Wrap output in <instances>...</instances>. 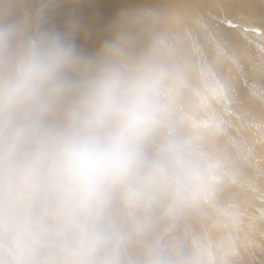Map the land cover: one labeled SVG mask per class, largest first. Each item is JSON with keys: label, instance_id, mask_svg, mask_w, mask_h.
<instances>
[{"label": "clouds", "instance_id": "clouds-1", "mask_svg": "<svg viewBox=\"0 0 264 264\" xmlns=\"http://www.w3.org/2000/svg\"><path fill=\"white\" fill-rule=\"evenodd\" d=\"M24 2L0 0V264H127L154 210L212 196L219 162L173 127L175 67L119 39L85 55Z\"/></svg>", "mask_w": 264, "mask_h": 264}, {"label": "bare ground", "instance_id": "bare-ground-1", "mask_svg": "<svg viewBox=\"0 0 264 264\" xmlns=\"http://www.w3.org/2000/svg\"><path fill=\"white\" fill-rule=\"evenodd\" d=\"M113 1H114L113 6H109L111 7V9L109 8L110 9L109 12L111 13L110 15L105 14L103 13L104 11H102L106 7L103 0H99V1L90 0V2H88L87 4H85V2L82 1L84 10L87 12L86 13L87 17L82 20H85L86 21L85 23H87L88 26H91L94 20H101V22H97V24L99 23L98 25H101V26L103 25V29L105 32L103 31L104 34H102L103 32L101 33L100 32L101 30L98 31L99 29H97L96 30L97 35H99L100 37L90 36L92 35L91 33L89 34V36H86V34H83L82 31L77 32V30H80V28L77 27V25L75 26L73 23H71L72 21L70 22L69 15H63L60 18L54 7L46 11L41 16V18L39 19L37 18L38 20L36 19V22L38 23L36 24L43 28L58 30V31H62V32L69 34L73 38L79 50L81 52L85 51L84 54L88 56H95L96 54H98V52L100 51V49L106 42L115 41L117 39L120 40L124 53H126L129 47V50L133 49L134 52L137 53V54H133V56L137 55L142 59L150 57L147 50L148 49L153 50V48L152 49L150 48L154 46V51L151 52L152 53L151 57L160 59L169 65L170 63H172L173 67H175L178 70V73L181 79L184 81L183 85L180 87L178 92L175 93L174 95V105L178 107L177 112L173 110L174 112H176L177 117L172 115V124L176 126L175 131H177L181 135L191 136V137L196 138L197 142L202 147V149L207 154H209L210 156H212L214 159H216L219 162L220 175H223V174L229 175L231 173L233 177L231 183L228 179L225 181L224 180L225 178L223 175V179H221L223 180L221 182L222 184L219 186L217 185L214 189L213 194H215V196L219 199V205L226 209L228 205H233L241 209L242 207L246 206L248 203V209H250V207L255 204L254 202L255 196H257L258 198H262L258 195V191H261L264 194V190L261 189L259 185L256 186V184H253L254 183L253 181L252 182L249 181L250 183H248L249 175L251 174L250 172L247 173L249 174L247 177L248 179L246 178V174L240 173V170L242 171L246 169V167H244L245 165L239 163L241 159L238 158V157L242 158L244 156L243 148H242V145L237 140V137L234 133V129L232 128V126L237 125V127H239L238 125L242 124L244 128V126L247 124L248 125L247 127L248 135L253 136L252 145L256 149H253L254 147L251 148L253 151L255 150L253 153V151L248 148V150H246L248 152L247 153L248 158L246 160L244 159L243 160L246 163H249V166H250V163L252 164L251 160L255 159L256 156L257 157L261 156L259 158L261 160L264 159V130L261 129V127L263 126L259 127L256 124L258 122L257 120L260 121V117L264 119L263 118L264 117V107H263L264 98L263 96L260 95L261 93L259 94L258 91L254 90V87H255L254 82L256 81L253 80L254 77H256L257 80L260 81V83H264V55L261 54L264 52V0H176V3H174V0H171L170 2L168 1L171 4V7L174 8V10H176L177 12H180V14L173 16L174 21L176 20L175 21L176 23L175 22L174 23L177 26V30L173 26L174 30H171L172 31L171 33H172V36L174 35L175 41H173L172 36H171V38H169L171 39V41L168 40V44H167V39L166 41H164L163 40L164 37L163 39L162 37H159L162 39V42L160 41L159 45L154 42V40H156L154 36L155 35L154 31L156 29L153 31L151 26L153 25V22H154L153 20H155L156 24L158 25L157 29L164 28L166 20L161 16L162 14L160 15L161 13L160 9L159 8L157 9L156 7V3H157V5H159L158 7L160 8L161 6H163L161 9L163 12L167 11L169 13V9L163 3V0H158L159 2L157 0H129V1L126 0L128 2H122L121 5H119L120 0H113ZM64 7H65V4H64ZM98 7H104V8L100 10ZM80 11L81 10H79L78 12ZM226 12L229 15H226ZM174 14H177V13H174ZM223 16H225V18ZM73 17H75V15ZM216 18L217 20H219V22H216L218 23V25L214 21V19ZM79 21L77 23H79ZM45 22L49 24L47 25L45 24ZM64 23L68 24V27L70 28L69 31L66 30V26L63 25ZM219 25H223L224 27L226 26V28L224 29L222 26H220V30L222 33H218L217 39H215L214 41H211L210 39L206 40L207 38L210 37V35L207 36L206 34L204 35V33L206 31H210V32H212L213 30L215 31V29ZM81 26L83 27V25ZM217 30L216 32L214 31L213 32L217 33ZM151 34L153 35V38ZM85 37H88L89 39H86ZM203 38L206 40L208 44L206 45L207 47H209V49H211V51L212 50L214 51L216 49L215 45H218L219 48H221L220 52H223L221 53V55L225 58V60L228 59V62H231L232 64H235V65L239 64L241 66V68H239L241 71V72L239 71L241 74L240 76L244 77V79L248 81V84H247L248 89L242 88L241 86L242 81L238 77H236L232 72H226L225 74H223L224 80L226 83L234 82V84H231V87H233L232 89L233 91L232 92L230 91V92L232 94L224 92L225 89L223 90V88L222 90L219 89L221 85L219 87L218 85L216 86L212 85L214 84L212 83L214 81L213 79H212L213 81L211 80L212 82H210V77H212V75H213L212 78L215 79L216 83L218 82L216 80L215 73L208 74L207 72L204 71L208 69L210 66V65L208 66L206 62L207 55L209 54L212 55L211 58H209V61L214 62L213 64H216L217 61L214 59L213 52L204 53L203 49L205 48L207 49V47L201 46V44L203 43L199 41V40H204ZM156 42H159V41H156ZM85 44H87L88 46H86ZM146 51H147V55H146ZM227 51L228 53H226ZM138 53H143V55H140ZM124 56H125V59L129 61V63H131L130 62L131 56L128 57V55L126 54H124ZM218 57H219L218 60H222L220 56ZM220 66L221 65L219 64V67ZM198 68L202 70L200 73H199ZM201 80L203 82L204 81L206 82V85H205V82H204V85L205 87L207 86L206 87L207 90L211 93L208 96H206V94L204 93L202 89L203 85H202ZM231 87L229 89H231ZM247 94H248V97H247ZM220 98L221 100L223 98L224 100H226V102L224 101L225 103L222 104L221 103L222 101L219 100ZM247 101H248V105H247L248 110L247 108H245V106H243L244 103H247ZM240 103H242L243 105ZM216 104L218 106V110L216 109L217 108ZM254 108H256V111L254 110ZM185 111L191 112V114L197 117L201 115L200 116L201 118L199 119V121L198 119L197 121H194V119H196V117H194L192 121V119L190 120L189 117L186 116V113H184ZM246 112H248L247 114L251 117V120L248 121V123L246 121V123L244 124L242 123L243 121L242 122L240 121L242 120L243 117H245ZM251 113H253V115H257V117L254 118ZM233 115H236L241 120L240 119H239L240 121L235 120ZM181 117H185V118L182 119ZM178 121L180 122V124L178 123ZM259 123L261 122H258V124ZM245 132L246 131H244L243 134ZM238 136L240 137V135ZM262 162L264 164V161H261V163ZM253 165H252V168H253ZM259 167H262V166H259ZM248 171H249V168L247 172ZM235 181L240 183L239 189H237L238 187H236L237 185L234 183ZM245 187L248 191L245 189ZM198 214L200 216V213ZM157 218H159V216ZM161 218L163 219V217H160V220ZM183 218L180 217V219L177 221H180L181 225L183 223V225L186 227L185 230L186 231L188 230L187 234L190 235L191 237L189 236L188 238L176 237L175 238L176 242L173 244L180 245L177 247L176 250L169 249V248L168 249L161 248L163 245L160 246L163 252V253L161 252V254H163L162 257L168 260H171V261H189L193 257L192 254L199 252L202 254L205 264H208L209 260L211 264H214L211 261L212 260L211 256H213V254L209 248L208 250L204 248V239L202 237V232H201L200 226L197 225L198 222L202 223V221L204 220L197 218V217H195L194 219L191 216H189L188 219H186L188 221H186ZM184 220L187 222L186 225L184 224L185 223ZM168 224H170V222L166 218L160 221V226L161 225L167 226ZM205 226L207 227L208 224H205ZM170 227L173 228V226H170ZM180 227L182 228V230L183 228H185L183 226H180ZM251 228H252L251 231L253 232H254V229L255 231L260 230L264 236L263 226L257 224V228L256 227L254 228L253 226ZM166 229H167L165 231L166 233L161 232L162 231L161 229H160L161 230L160 233H162V236L165 237L166 240H168L167 236L168 237L170 236L169 229L168 228ZM176 230H177V227H176ZM248 231L250 230L248 229ZM253 232H250L249 234H252ZM178 235H179V232H178ZM172 236H175V235H172ZM183 236H184V233H183ZM216 238L220 244L221 238L220 237H216ZM163 240H160V241H163ZM187 240L189 241L192 240L191 246L189 247L185 245L181 246L182 243H186ZM160 241L159 242L153 241V242L154 244L157 245V244H160ZM129 242L131 241L129 240ZM153 242L149 240L147 242L145 241L143 244H138L136 242V244L138 245L137 246L138 250L137 248L136 250L138 252L134 251V254L136 258L139 260V262L142 260V257H140L141 254L151 253V257H154L156 255L161 256L159 251H155L154 248H157V247L153 245ZM231 242L232 241H230V243ZM133 243L134 242L130 244L133 245ZM166 243L169 246L174 247V245H172V243H170L169 241ZM255 246L256 245H254L253 247L255 248ZM251 247L252 246L250 245V248H249L250 251H251ZM133 249L134 248H132L131 250L133 251ZM219 251L221 252V254L223 253L230 254L232 250L228 251L225 246H220ZM218 257L219 256H217V258ZM251 258L255 259V257H251ZM206 259H207V262H206ZM216 261L217 260L214 259V262L218 264Z\"/></svg>", "mask_w": 264, "mask_h": 264}, {"label": "rangeland", "instance_id": "rangeland-1", "mask_svg": "<svg viewBox=\"0 0 264 264\" xmlns=\"http://www.w3.org/2000/svg\"><path fill=\"white\" fill-rule=\"evenodd\" d=\"M64 1H66L67 2V4H66V2H64ZM82 1H84L85 2V4H87L88 2H90V0H25V2H24V4H23V7L25 8V9H27V11H28V14H29V16L31 17V19L35 22V23H38V22H36V19L38 18H41V16L46 12V11H48V10H50L51 8H55L56 9V11H57V13H58V16L61 18V16H63V15H69V19H70V22L71 23H73L75 26L77 25V27H79L80 28V30H77V32H80V31H82L83 32V34H86V36H89V34L91 33L92 35H90V36H96V37H100L99 35H97V32H96V30L97 29H99L98 31H100L101 33L104 31V29H103V25L101 26V25H98L97 24V22H101V20H94L93 21V23H92V25L91 26H88L87 25V23H85L86 21L85 20H82V19H85L86 17H87V12L84 10V7H83V3H82ZM99 1V0H98ZM129 1V0H128ZM128 1H126V0H120V2H119V5H121L122 4V2H128ZM158 1V0H157ZM171 1V0H163V3L166 5V7L169 9V13H170V15H169V13L167 12V11H162L161 9H162V7L163 6H161V8L160 7H158L159 5H157V3H156V7H157V9L159 8L160 9V15L166 20L165 21V25H164V28L163 29H161V30H163V31H161L160 29H157V24H156V21L155 20H153L154 22H153V25L151 26V28H152V30L154 31L155 29L157 30V32H156V30L154 31V36H155V38H156V40H154V42L156 43V44H158L159 45V43H160V41L162 42V39H163V37H164V41H166V39H167V44H168V40L169 41H171V39H169V38H171V36H172V31L171 30H174V27L176 28V30H177V26H176V20L174 21V18H173V16L174 15H178V14H180V12H177L176 10H174V8H172L171 7V4L169 3V2ZM71 2V3H70ZM103 2L105 3V8L104 7H98L100 10H102V8H104L102 11H104L103 13H105V14H108V15H110L111 13L109 12L110 11V9H111V7H109V6H113V0H103ZM159 2V1H158ZM167 2V3H166ZM60 3V4H59ZM108 3V4H107ZM174 3H176V0H174ZM64 4H65V7H64ZM160 4V3H159ZM63 5V6H62ZM67 5V6H66ZM75 5V6H74ZM57 6V7H56ZM62 6V7H61ZM59 7V8H58ZM83 7V8H82ZM77 8V9H76ZM110 8V9H109ZM71 9V10H70ZM81 10L80 12H78L79 10ZM157 9H156V11H157ZM173 9V10H172ZM67 11V12H66ZM173 11H175V12H173ZM70 12V13H69ZM76 12H78V13H76ZM172 12V13H171ZM73 13V14H72ZM84 13V14H83ZM167 13V14H166ZM174 13H177V14H174ZM36 14V15H35ZM173 14V15H172ZM35 15V16H34ZM75 15V17H73ZM166 15V16H165ZM226 15H229V14H227V12H226ZM72 16V17H71ZM78 16V17H77ZM172 16V17H171ZM224 18H225V16H223ZM79 18V19H78ZM171 20H170V19ZM220 18V17H219ZM37 19V20H38ZM181 19V18H180ZM68 20V19H67ZM77 20V21H76ZM80 20V21H79ZM217 18L216 19H214V21H215V23L216 22H219V20H217ZM79 21V23L81 24V25H83V27L79 24V23H77ZM96 21V22H95ZM175 22V23H174ZM96 23V24H95ZM168 23V24H167ZM214 23V22H213ZM214 23V24H215ZM45 24H49V23H47V22H45ZM217 25H218V23H216ZM220 24V23H219ZM64 26H66V30H70V28L68 27V24L67 23H64L63 24ZM174 26V27H173ZM220 26H222L224 29L226 28V26L224 27L223 25H219V26H217V28H218V30H219V32H218V30H217V28L215 29V31L213 30V28H212V30L214 31V32H216V30H217V33H214L213 31L212 32H210V31H206L205 33H204V35L206 34L207 36H209L210 35V37L209 38H207L206 40H211V41H214L215 39H217V37H218V33H222L221 32V30H220ZM88 27H90V28H88ZM93 27H95V28H93ZM254 27H256V26H254ZM88 28V29H87ZM159 28V27H158ZM173 28V29H172ZM199 28H200V26H199ZM259 28V27H258ZM78 29V28H77ZM88 30V31H87ZM159 30V31H158ZM169 30V31H168ZM227 30V29H226ZM58 31V30H57ZM86 31V32H85ZM62 32V31H61ZM105 32V31H104ZM104 32L102 33V34H104ZM163 32V33H162ZM209 32V33H208ZM162 33V34H161ZM211 33V34H210ZM153 34V33H152ZM151 34V35H152ZM158 37H157V36ZM203 35V36H204ZM202 36V37H203ZM159 37H162V39L161 38H159ZM196 37H197V35H196ZM86 39H89L88 37H85ZM94 38V37H93ZM152 38H153V35H152ZM154 38V39H155ZM158 39V40H157ZM161 39V40H160ZM172 39H173V41H175V38H174V35L172 36ZM204 39V38H203ZM153 40V39H152ZM206 40L204 39V40H199L200 42H202L203 44H201V46H203V47H207V42H206ZM156 41H159V42H156ZM205 43V44H204ZM207 44V45H206ZM86 46H88L87 44H85ZM94 45V44H93ZM212 45V44H211ZM211 45H209V46H211ZM161 46H162V44H161ZM213 46V45H212ZM216 47V49L213 51H211V49H209V47H207V49L205 48V49H203L204 50V53L205 52H207V53H209V52H213L214 53V59L217 61V63L216 64H213L214 62H210L209 61V58H211V54H209V55H207V58H206V62H207V64H208V66H209V68L208 69H206V70H204L205 72H207L208 74L209 73H211V74H213V73H215V77H216V80H217V82L219 83H216V81H215V79L214 78H212L213 77V75H212V77H210V82H212L213 80L215 81H213L212 83H214V84H212V85H218V87L221 85V87L219 88V89H221L222 90V88H223V90H224V92H226V93H231L233 90V87H231V84H234V82H232V83H226L225 82V80H224V75L223 74H225L226 72H232L236 77H238L241 81H242V84H241V86H242V88H246V89H248V81L246 80V79H244V77H242V76H240L241 74H240V69L239 68H241V66L239 65V64H232L231 62H228V59H226L225 60V58L221 55V53H223V52H220V50H221V48H219V46L218 45H215ZM198 47V46H197ZM153 48V50H147L148 51V54H149V56H152V53L151 52H153L154 51V46H152L150 49H152ZM128 50H129V47H128ZM126 51V53H124V54H126V55H128V57H130V62L131 63H135V62H137V61H139V60H142V58H140L139 56H137V55H134L133 56V54H137V53H135L134 52V50L133 49H130L129 51ZM132 51V52H131ZM147 51H146V55H147ZM84 52L85 51H82V53L84 54ZM220 52V53H219ZM226 53H228V51L226 52ZM138 54H140V55H143V53H138ZM151 54V55H150ZM262 55H264V52L263 53H261ZM86 55V54H85ZM145 55V54H144ZM206 56V55H205ZM218 56H220V58L222 59V60H218ZM222 56V57H221ZM235 57H236V55H235ZM234 57V58H235ZM133 59V60H132ZM215 61V62H216ZM221 61V62H220ZM129 62V61H128ZM171 62V61H170ZM226 62V63H225ZM224 63V64H223ZM219 64L221 65L220 67H219ZM228 64V65H227ZM170 65L171 66H173V64L172 63H170ZM212 65V66H211ZM216 65V66H215ZM231 65V66H230ZM217 66H218V68H217ZM238 68H236V67ZM199 69V68H198ZM242 70V69H241ZM202 70L201 69H199V73L201 72ZM240 71V72H239ZM221 72V73H220ZM220 74V75H219ZM249 74V73H248ZM213 79V80H212ZM212 80V81H211ZM253 80H255L256 82H254V84H255V87H254V90H256V91H258V93L261 95V96H263V98H264V83H260V81H258L257 80V78L256 77H254V79ZM201 82H202V89H203V91H204V93L206 94V96H208L209 94H211L208 90H207V86L205 87V85H206V82H205V85H204V82L201 80ZM225 82V83H224ZM247 82V83H246ZM261 85H260V84ZM227 84H228V86H227ZM257 85V86H256ZM214 86V87H215ZM262 87V88H260V87ZM211 87H213V86H211ZM231 87V89H229ZM228 90H227V89ZM213 89V88H212ZM261 90V91H260ZM231 91V92H230ZM232 94V93H231ZM250 94V93H249ZM247 97H248V94H247ZM220 101H222L221 103L222 104H224L225 102H226V100H224L223 98H222V100H221V98L219 99ZM225 101V102H224ZM240 104H242V103H240ZM262 104V103H261ZM243 105V104H242ZM247 105H248V101H247V103H244V105L243 106H245V108H247V110H248V107H247ZM263 105V104H262ZM239 106V105H238ZM257 106V105H256ZM256 106H254V107H256ZM176 105H174V107H173V110L174 111H176L177 112V110H178V107H176ZM216 109L218 110V106H217V104H216ZM263 107H264V105H263ZM176 109V110H175ZM254 110L256 111V108H254ZM173 111V116H175V117H177V115H176V112H174ZM184 113H186V116L187 117H189V119L191 120L192 119V121H193V119H194V117H196V119H194V121H197V119H198V121H199V119L201 118L200 116L201 115H199V117H197V116H195V115H193V114H191V112H184ZM248 112H246V115H245V117H243L242 118V120L239 118V117H237L236 115H233L234 116V119L235 120H238V121H240V122H242V123H246V121H247V123H248V121H250L251 120V117L247 114ZM252 114V116L254 117V118H256L257 117V115H253V113H251ZM182 116H183V114H182ZM191 117H193V118H191ZM182 119L183 118H185V117H181ZM245 118H246V120H245ZM264 118V117H263ZM240 119V120H239ZM258 122H261V123H259L258 124V122L256 123L259 127H261V126H263V127H261V129H263L264 130V119H262V117H260V121L259 120H257ZM178 123L180 124V122L178 121ZM255 124V123H254ZM247 125V124H246ZM244 126V128H243V125L241 124V125H238L239 127H237V125H233L232 126V128L234 129V133H235V135H236V137H237V140L239 141V143L242 145V148H243V154H244V156L241 158V157H238V155H237V157L238 158H240L241 160L239 161V163H241V164H243V165H245L244 167H246V169L245 170H240V173H242V174H246V178L248 177V175L249 174H247V173H251L250 175H249V179H248V183H250V182H254L253 184H256V186H258L259 185V187H261V189H263L264 190V164H263V162L261 163V161H264V159H259L260 157L258 156H256L255 157V159H252L251 161H252V164L250 163V166H249V163H246L244 160H246L247 158H248V152L246 151V150H248V148L249 149H251V148H253L254 146L252 145L253 144V136H250V135H248V125L247 126ZM174 126V129L176 128V126L175 125H173ZM231 127V126H230ZM236 128V129H235ZM246 129V130H245ZM246 131L244 134H243V132L244 131ZM239 132V133H238ZM243 135H242V134ZM247 133V134H246ZM238 135H240V137L238 136ZM241 135H242V137H241ZM246 135V136H245ZM251 138H249V137ZM239 137V138H238ZM245 137V138H244ZM248 137V138H247ZM240 138H242V139H240ZM245 139H246V141H245ZM252 141V142H251ZM245 148V149H244ZM253 149H256L255 147L253 148ZM252 150V149H251ZM250 150V151H251ZM245 151V152H244ZM253 151V150H252ZM255 151V150H254ZM254 151H253V153H254ZM246 153V154H245ZM241 155V154H240ZM244 159V160H243ZM256 161V162H255ZM247 162H248V160H247ZM260 162V163H259ZM254 164V165H253ZM259 164H261V165H259ZM252 165H253V168H254V166H255V168L253 169L252 168ZM262 166V167H259V166ZM258 166V167H257ZM248 168H249V171L247 172V170H248ZM261 169V170H260ZM245 172V173H244ZM260 174H259V173ZM257 173V174H256ZM262 174H263V176H262ZM224 175V174H223ZM223 175H221V179H223ZM260 177V178H259ZM224 180L226 181L227 179L230 181V183L232 182V175H231V173L229 174V175H224ZM255 180H256V182H255ZM260 180V181H259ZM223 180H221L220 181V183L218 184V186L219 185H221ZM250 181V182H249ZM236 185V187H238L237 189H239L240 188V183L239 182H237V181H235L234 182ZM249 185V184H248ZM245 189H246V187H245ZM247 190V189H246ZM240 191H241V189H240ZM248 191V190H247ZM258 195L260 196V197H262V198H258L257 196H255V204L254 205H252L251 207H250V209H248V203H247V205L246 206H244V207H242L241 209H239L238 207H235V206H233V205H228L227 206V209L226 208H224V207H222V206H220L219 205V199L215 196V194H212V196L206 201V202H203V203H200V204H197V205H192V206H185V207H181V208H179V209H176V210H174V211H172L171 213H169V212H166V210L165 209H163V208H160V209H156V210H154L151 214H150V216L143 222V224L141 225V228H140V230H139V232H133L130 236H129V239H128V242H127V256H126V260H127V264L129 263V264H134V262H135V264H146V261L151 257V253H150V251H149V253L150 254H141V256L140 257H142V260L139 262V260L136 258V256H135V254H134V251H136V252H138L137 250H138V248H137V244H136V242L138 243V244H143L145 241L147 242L148 240L149 241H155V242H159L160 240H163V241H160V244H154V242H153V245L155 246V247H157V248H154L155 249V251H159V253H160V255L162 256L163 254H161V252H162V249L161 248H166V249H173V250H176L177 249V247L178 246H180V245H174L173 243H175L176 241H175V238L176 237H185V238H188V236L189 237H191L190 235H188L187 233H188V230L186 231L185 229H186V227L183 225V223H182V225H181V222L180 221H177V220H179L180 219V217H184L183 219H188V217L189 216H191V217H193L194 219H195V217H197V218H200V219H203L204 221H202V223L201 222H198L197 223V225L198 226H200V229H201V232H202V237H203V239H204V248H206L207 250H208V248L210 249V251L212 252V254H213V256H211L212 257V263H214V264H216L215 262H214V259H216L217 261V263L218 264H263L264 262H263V260H264V244H262V243H264V236H263V234L261 233V231L260 230H257V231H255V229H254V232L253 231H251L252 230V226L255 228H257V224H259V225H261V226H263L264 227V194L261 192V191H258ZM257 197V198H256ZM259 200V201H258ZM200 206V207H199ZM248 209V210H247ZM164 210H165V212H164ZM179 211V212H178ZM198 211V212H197ZM263 211V212H262ZM202 212V213H201ZM247 212V213H246ZM175 213V214H174ZM191 213V214H190ZM198 213H200V216H199V214ZM205 213V214H204ZM160 214H161V216H160ZM186 214V215H185ZM189 216H188V215ZM195 214V215H194ZM204 214V215H203ZM154 215V216H153ZM159 216V218H157L158 216ZM255 215V216H254ZM258 215H259V217H258ZM262 215V216H261ZM205 216V217H204ZM155 217V218H154ZM160 217H163V219H167L169 222H170V224H168L167 226H163V225H161L160 226V221L161 220H163L162 218H161V220H160ZM175 217V218H174ZM220 217V218H219ZM172 218H174V219H172ZM253 218H254V220H253ZM172 219V220H171ZM220 221H219V220ZM263 219V220H262ZM151 220V221H150ZM184 220V224L186 225V221H188V220H186L185 221ZM194 221H196V220H194ZM253 221V222H252ZM263 221V222H262ZM154 222V223H153ZM255 222V223H254ZM178 223H180V224H178ZM251 223V224H250ZM157 224V225H156ZM172 224V225H171ZM205 224H208V228L205 226ZM179 225V226H178ZM170 226H173V228L172 227H170ZM180 226H183V227H185V228H183V230H182V228L180 227ZM156 227V228H155ZM165 227V228H164ZM176 227H177V230H176ZM166 228H168L169 229V237L167 236V238H168V240H166L165 239V237H163L162 236V233H160V231L161 232H163V233H166L165 231L167 230ZM150 229V230H149ZM157 229V230H156ZM161 229V230H160ZM208 231H207V230ZM248 229L250 230V231H248ZM259 229V228H258ZM174 230V231H173ZM153 233H152V232ZM182 231H183V233H184V236H183V233H182ZM260 231V232H259ZM159 232V233H158ZM168 232V231H167ZM175 232H176V234H175ZM178 232H179V235H178ZM185 232H186V234H185ZM250 232H253L252 234H249ZM152 235H151V234ZM155 234V235H154ZM157 234V235H156ZM159 235V236H158ZM172 235H175V236H172ZM178 235V236H177ZM252 235V236H251ZM262 237H261V236ZM154 236V237H153ZM146 237V238H145ZM152 237V238H151ZM216 237H220L221 238V243L223 244H219V241L217 240V238ZM259 237V238H258ZM260 237H261V239H260ZM148 238H150V239H148ZM172 238V239H171ZM253 238V239H252ZM132 239V240H131ZM148 239V240H147ZM152 239V240H151ZM159 239V240H158ZM129 240L131 241V242H129ZM193 240V239H192ZM191 240V241H192ZM258 240V241H257ZM260 240V241H259ZM170 242V243H172V245H174V247H172V246H169L166 242ZM173 241V242H172ZM191 241H189V240H187L186 241V243H182V245L181 246H183V245H185V246H191ZM230 241H232L231 243H230ZM249 241V242H248ZM132 242H134L133 243V245H131L130 243H132ZM190 243V244H189ZM253 243V244H252ZM255 243V244H254ZM166 244V245H165ZM187 244V245H186ZM252 246L251 247V251H250V245ZM163 245V246H162ZM254 245H256L255 246V248L253 247ZM259 246V248H258V246ZM131 246H133V247H131ZM134 246H136V247H134ZM160 246H162L161 248H160ZM220 246H225L226 248H227V250L229 251V250H232L231 252H230V254H227V253H223V254H221V252L219 251V247ZM149 247V246H148ZM132 248H134L133 249V251L131 250ZM136 248H137V250H136ZM149 249V248H148ZM263 250V251H262ZM129 251V252H128ZM262 253H261V252ZM163 253V252H162ZM224 254H226V255H224ZM193 255V257L191 258V259H193L194 258V254H192ZM224 255V256H223ZM230 255V256H229ZM250 255V256H249ZM251 255H253V256H251ZM261 255V256H260ZM133 256H135V257H133ZM217 256H219L218 258H217ZM223 256V257H222ZM222 257V258H221ZM233 257V258H232ZM251 257H255V259L254 258H251ZM130 258V259H129ZM224 259V260H223ZM128 260H130V261H128ZM132 260V261H131ZM248 260V261H247ZM145 261V262H144ZM256 261V262H255ZM261 261V262H260ZM131 262V263H130ZM133 262V263H132ZM206 262H207V259H206ZM220 262V263H219ZM223 262V263H222ZM211 264V263H210Z\"/></svg>", "mask_w": 264, "mask_h": 264}]
</instances>
